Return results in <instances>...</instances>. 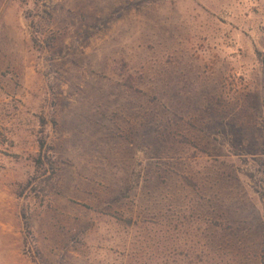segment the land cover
Returning a JSON list of instances; mask_svg holds the SVG:
<instances>
[{
  "label": "rangeland",
  "instance_id": "rangeland-1",
  "mask_svg": "<svg viewBox=\"0 0 264 264\" xmlns=\"http://www.w3.org/2000/svg\"><path fill=\"white\" fill-rule=\"evenodd\" d=\"M263 60L264 0H0V264H264Z\"/></svg>",
  "mask_w": 264,
  "mask_h": 264
},
{
  "label": "trees",
  "instance_id": "trees-1",
  "mask_svg": "<svg viewBox=\"0 0 264 264\" xmlns=\"http://www.w3.org/2000/svg\"><path fill=\"white\" fill-rule=\"evenodd\" d=\"M262 64H263V67H264V60H263ZM43 144H44L43 142H40V144H39L40 149L43 148ZM262 205H263V212H264V200H262ZM23 225H24V228L28 229V221L25 218L23 220Z\"/></svg>",
  "mask_w": 264,
  "mask_h": 264
}]
</instances>
